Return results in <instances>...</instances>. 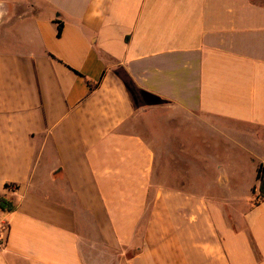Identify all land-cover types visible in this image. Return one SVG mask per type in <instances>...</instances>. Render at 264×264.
<instances>
[{
	"label": "crops",
	"instance_id": "0c3cea01",
	"mask_svg": "<svg viewBox=\"0 0 264 264\" xmlns=\"http://www.w3.org/2000/svg\"><path fill=\"white\" fill-rule=\"evenodd\" d=\"M0 4V264H264V0Z\"/></svg>",
	"mask_w": 264,
	"mask_h": 264
},
{
	"label": "rangeland",
	"instance_id": "374dc122",
	"mask_svg": "<svg viewBox=\"0 0 264 264\" xmlns=\"http://www.w3.org/2000/svg\"><path fill=\"white\" fill-rule=\"evenodd\" d=\"M4 1H8V0H4ZM11 29H13V26H11ZM169 107H171V106H169L168 103H163L162 104V108H169ZM154 115H155L154 112H151L150 117H149V120L146 121L147 122V125H145L143 121H141V122L138 123L137 126L143 131L144 134H148V135L152 136V133H153L152 131L153 130H152V128L151 129L149 128L148 124L153 125L155 123V121H158V123L163 124V126L164 125H169L171 123L170 116L168 114L165 117L164 116H159L157 114H156V116H154ZM190 134H191V136L194 135V138L196 137V139H198V140L202 136L201 134L195 133V132H193V134L192 133H190ZM205 140L207 141L208 138L206 137ZM209 141L210 142H214V141H217V139H212V138L209 137ZM206 145H207V143H206ZM206 145H204V146L203 145L202 146H199V145L196 146L195 145V147L197 148V150H196L197 152L195 154L196 155H199L201 153H204L206 151L205 147H208ZM224 150H225L224 147H220V148H218V153L221 156H224L222 154L224 152ZM226 166H228V165H226ZM242 172H243L242 177L244 178V180H249L251 178V175H252V172H253L252 165H250V164H244L243 167H242Z\"/></svg>",
	"mask_w": 264,
	"mask_h": 264
},
{
	"label": "trees",
	"instance_id": "16d2710c",
	"mask_svg": "<svg viewBox=\"0 0 264 264\" xmlns=\"http://www.w3.org/2000/svg\"><path fill=\"white\" fill-rule=\"evenodd\" d=\"M61 32H62V24L60 23L58 26V34H61ZM262 172H263V167L259 166L257 177L260 180V184L258 187L257 201H261V200L264 201V176ZM6 186L10 187L12 185L10 183H7ZM0 208H2L3 210L12 211L16 208V203H14V201L9 199L5 195H0Z\"/></svg>",
	"mask_w": 264,
	"mask_h": 264
},
{
	"label": "built area",
	"instance_id": "2783aa9c",
	"mask_svg": "<svg viewBox=\"0 0 264 264\" xmlns=\"http://www.w3.org/2000/svg\"><path fill=\"white\" fill-rule=\"evenodd\" d=\"M4 245V239L3 236L0 234V248Z\"/></svg>",
	"mask_w": 264,
	"mask_h": 264
},
{
	"label": "water",
	"instance_id": "95a60500",
	"mask_svg": "<svg viewBox=\"0 0 264 264\" xmlns=\"http://www.w3.org/2000/svg\"><path fill=\"white\" fill-rule=\"evenodd\" d=\"M4 11V7L2 4H0V20H1V17H2V12Z\"/></svg>",
	"mask_w": 264,
	"mask_h": 264
}]
</instances>
